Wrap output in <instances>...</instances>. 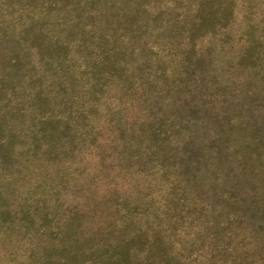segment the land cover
<instances>
[{"label":"rangeland","instance_id":"obj_1","mask_svg":"<svg viewBox=\"0 0 264 264\" xmlns=\"http://www.w3.org/2000/svg\"><path fill=\"white\" fill-rule=\"evenodd\" d=\"M222 44L264 62V0H0V264H264V139L172 164L209 135L186 115L140 135L177 112L129 107ZM130 138L125 163L166 168L119 176Z\"/></svg>","mask_w":264,"mask_h":264},{"label":"trees","instance_id":"obj_2","mask_svg":"<svg viewBox=\"0 0 264 264\" xmlns=\"http://www.w3.org/2000/svg\"><path fill=\"white\" fill-rule=\"evenodd\" d=\"M247 9L249 10L248 5ZM166 26L171 25L168 24ZM43 35H46L44 31ZM141 36L139 35L137 39H142ZM48 54L45 53L42 57L47 60L51 59L52 57ZM142 93L143 97L141 99L129 102L130 108L139 109L137 115L146 114V109L155 111L156 108L152 104H161L162 101L167 109L177 112V116H160L156 120L141 124L140 135L145 128L153 127L156 122L168 120L169 118L174 121L180 115H186L189 119L195 121L200 129L210 137L206 143L201 139L198 140L197 137L184 142L182 148H179V151L173 154L172 164L183 163L181 162L182 160L186 163L206 162V159L201 158V155L187 154V148L192 143L200 147L199 150L202 149V146L207 145L209 152H213L214 150H219L218 145L221 141H228L230 144L235 140L264 139V127L260 126V124H264V62L247 61L245 46L239 50L237 45L222 44L202 50L193 62L185 65L166 91L153 93L150 90L147 92L143 90ZM124 123L125 120L122 119L117 121L115 126L124 128ZM130 141L131 138L126 141L122 140V145L117 150L115 165L119 167V169L117 168L119 176L138 172L143 177H151L150 170L146 167L148 166L147 164H152L149 162H153L154 166L157 165L161 169L166 168L163 161L162 163H156L152 161V158L144 161L134 157L132 161H126L125 163L123 161V148ZM157 146L158 148L156 147V149L158 150L156 151L159 153L161 152L162 142L158 143ZM214 152L215 155L218 154V151ZM109 155L110 151H108V156L103 155L100 161L107 162ZM209 156L207 155V158ZM219 158L223 157L220 156ZM218 160L220 161L221 159ZM136 184L137 181L132 186H136ZM143 193L146 194V190ZM223 194L224 191H222L221 195ZM204 195L206 194L202 192L198 194V197H204ZM122 197L126 199V196ZM230 199L238 200L239 197L230 195ZM195 201L191 200L189 202L194 212L193 221L198 216L203 215V211L200 209L201 206H198ZM133 202L135 203V201ZM133 206L136 208L137 204ZM209 214L210 217L212 214L211 212ZM124 249L127 253L128 248ZM160 262H162L161 264H169L166 258H162ZM89 264L99 263L90 262ZM117 264H130L126 259V254L125 259L119 258L117 260ZM230 264L236 263L233 261Z\"/></svg>","mask_w":264,"mask_h":264}]
</instances>
